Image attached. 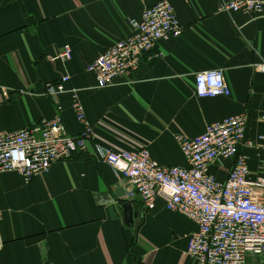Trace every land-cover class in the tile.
Wrapping results in <instances>:
<instances>
[{
    "label": "crops",
    "instance_id": "1",
    "mask_svg": "<svg viewBox=\"0 0 264 264\" xmlns=\"http://www.w3.org/2000/svg\"><path fill=\"white\" fill-rule=\"evenodd\" d=\"M159 0H0V130H18L60 114L67 130L84 129L69 92L53 98L45 84L68 74L77 88L91 137L86 150L53 162L29 183L16 171L0 173V264H201L185 253L197 225L166 208L162 197L146 208L127 198L125 179L93 156L94 142L114 149L145 147L163 166L186 165L175 140L205 124L245 115L241 144L248 178L264 174V14L221 9L222 0H168L182 25L176 38L144 52L136 70L97 87L86 69L117 40L132 33L130 19ZM68 44L71 57L57 58ZM222 68L230 94L198 97V71ZM221 159L209 172L222 180ZM129 204L130 210H124ZM137 221L130 222L131 212ZM245 264H263L247 254Z\"/></svg>",
    "mask_w": 264,
    "mask_h": 264
},
{
    "label": "built area",
    "instance_id": "2",
    "mask_svg": "<svg viewBox=\"0 0 264 264\" xmlns=\"http://www.w3.org/2000/svg\"><path fill=\"white\" fill-rule=\"evenodd\" d=\"M220 7L229 12L264 14V0H222ZM129 21L132 33L86 65L97 87L109 86L136 70L144 52L151 51L161 39L178 37L183 30L168 0L147 6L140 18ZM70 57L71 48L65 44L57 58L65 61ZM253 65L264 72V62ZM69 79L68 74H61L45 84V93L61 111L55 96L69 92L71 107L84 129L70 133L56 114L18 130H0V173L16 171L29 183L47 172L53 162L87 149L91 127L78 89L66 86ZM194 92L198 97H214L227 96L231 91L222 68H213L195 74ZM6 94V88L0 86V100ZM246 125L245 115H231L205 124L204 131L194 137L175 135L186 160L184 166L160 165L145 147L120 150L97 141L93 156L125 179L127 198L138 196L146 208H151L155 199L162 197L167 209L192 220L197 228L188 237L185 253L201 264H245L247 254L260 255L264 264V174L254 179L247 176L246 157L239 151L241 144L252 145L245 137ZM221 159L232 161L222 180L209 172V166Z\"/></svg>",
    "mask_w": 264,
    "mask_h": 264
},
{
    "label": "water",
    "instance_id": "3",
    "mask_svg": "<svg viewBox=\"0 0 264 264\" xmlns=\"http://www.w3.org/2000/svg\"><path fill=\"white\" fill-rule=\"evenodd\" d=\"M126 209L130 210V205L129 204L124 206V210H126ZM136 217H137V212L133 210V212H131V214H130L129 221L130 222L133 221L134 223H136V221H137Z\"/></svg>",
    "mask_w": 264,
    "mask_h": 264
}]
</instances>
